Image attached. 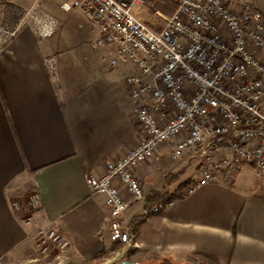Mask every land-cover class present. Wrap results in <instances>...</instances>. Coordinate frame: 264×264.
<instances>
[{
    "label": "crops",
    "instance_id": "1",
    "mask_svg": "<svg viewBox=\"0 0 264 264\" xmlns=\"http://www.w3.org/2000/svg\"><path fill=\"white\" fill-rule=\"evenodd\" d=\"M226 2H248L264 13V0ZM61 26L45 41L25 28L0 52V264H264V179H254L247 166L230 183L186 194L200 161H174L173 143L134 170L143 199L129 198L125 217L138 247L124 250L111 241L106 197L92 194L87 178L102 177L106 164L143 136L130 100L121 111L103 109L108 87L118 84L116 68L128 63L111 68L109 47L53 45ZM125 71L120 90L128 96ZM33 193L43 209L28 212L21 203ZM155 194L172 198L158 201ZM48 222L70 245L43 258L33 249Z\"/></svg>",
    "mask_w": 264,
    "mask_h": 264
},
{
    "label": "built area",
    "instance_id": "2",
    "mask_svg": "<svg viewBox=\"0 0 264 264\" xmlns=\"http://www.w3.org/2000/svg\"><path fill=\"white\" fill-rule=\"evenodd\" d=\"M15 1L0 0V52L25 28L39 41L59 33L60 21L41 7V0L28 8ZM146 1L63 0L59 5L66 14L79 12L98 29L100 36L92 45L109 47L111 68L122 62L133 65L125 85L143 136L107 163L102 177L87 178L92 194L105 195L110 239L124 250L138 247L125 217L129 198L143 199L134 170L158 160L166 144H174V161L193 156L200 161L199 175L186 194L216 182L230 183L247 166L254 179H264L263 12L248 2L231 7L226 0H171L177 5L171 15L152 12L155 31L132 13ZM48 63L54 72L55 58ZM42 209L33 193L29 210ZM37 234L34 254L69 248L50 222Z\"/></svg>",
    "mask_w": 264,
    "mask_h": 264
},
{
    "label": "rangeland",
    "instance_id": "3",
    "mask_svg": "<svg viewBox=\"0 0 264 264\" xmlns=\"http://www.w3.org/2000/svg\"><path fill=\"white\" fill-rule=\"evenodd\" d=\"M63 0H41V7L52 14L55 18H57L63 25L62 32L60 34L59 38H55L54 40L51 41L53 45H67V46H72V47H77L78 45H92V42L96 41V38L98 35L100 36V32L96 27H94L82 14L79 12H75L72 14H66L63 11L60 10L59 5L62 3ZM35 0H16L15 3L20 6V7H31ZM229 5V3H228ZM1 13L4 12V9L1 7L0 8ZM132 13L135 15H140L143 20L145 19H151L152 17L149 15L148 9L139 5H135L132 9ZM153 19V18H152ZM97 34V35H96ZM82 47V46H81ZM81 47H77L80 49ZM74 51L75 48L73 49ZM73 51V52H74ZM111 55V54H110ZM108 56L107 58H109ZM55 58V57H54ZM65 59H68L66 57ZM77 67H81L80 62H77ZM131 66V67H130ZM130 67L132 69L133 65H131L129 62L127 64V68ZM125 68L127 71L128 69ZM115 74L116 73H121L120 76H118V84L116 87L113 89V85L111 86V93H114V97L108 96L109 92V87L107 89V94L105 96V99L103 100V109H109L112 111L115 110H122L125 108H129V96H126L124 92L120 90V82L122 81V74H125V69L122 68H116ZM123 71V72H122ZM129 73V71H128ZM127 73V74H128ZM63 85H66L67 83L65 82H60ZM106 86V85H105ZM117 93V96H115ZM122 107V108H121ZM134 116V115H133ZM135 119V118H134ZM137 123V122H136ZM138 124V123H137ZM123 124L117 125V128H120ZM248 171V170H247ZM245 173V172H244ZM249 173V172H248ZM250 175V174H249ZM261 182L264 183V180ZM23 209L27 210L30 206V200L27 197L25 200H22ZM29 212V210H28ZM40 256H43L45 253H48V255H54L55 252H50L48 250H41ZM39 253V252H38ZM36 258V256L34 257ZM50 260V259H47ZM42 261L41 264H47L48 261ZM50 264V263H48Z\"/></svg>",
    "mask_w": 264,
    "mask_h": 264
},
{
    "label": "trees",
    "instance_id": "4",
    "mask_svg": "<svg viewBox=\"0 0 264 264\" xmlns=\"http://www.w3.org/2000/svg\"><path fill=\"white\" fill-rule=\"evenodd\" d=\"M176 3H174L173 1L171 0H147L146 3H145V7L148 9V12H149V15L152 17V12L154 10H160L161 12H163L164 14L166 15H171L175 9H176ZM264 14V13H263ZM144 22L146 23V25L157 31V29L155 28L154 24H153V19H145ZM153 199H156L158 201H168L170 200L171 197H167V196H164V195H161V194H155L153 197ZM150 212L147 210V212L143 213L141 216H139L136 220V224H139L140 222L143 221V219L149 214ZM135 224V225H136ZM103 258V255H100L97 259H95L94 261L95 262H100V260H102ZM90 262L92 261H87L86 264H89Z\"/></svg>",
    "mask_w": 264,
    "mask_h": 264
},
{
    "label": "water",
    "instance_id": "5",
    "mask_svg": "<svg viewBox=\"0 0 264 264\" xmlns=\"http://www.w3.org/2000/svg\"><path fill=\"white\" fill-rule=\"evenodd\" d=\"M122 264H133V263L128 262V261H124Z\"/></svg>",
    "mask_w": 264,
    "mask_h": 264
}]
</instances>
